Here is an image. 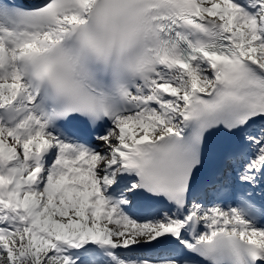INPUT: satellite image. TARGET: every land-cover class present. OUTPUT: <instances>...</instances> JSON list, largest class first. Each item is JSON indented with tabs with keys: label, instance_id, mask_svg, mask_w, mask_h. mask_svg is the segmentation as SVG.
Listing matches in <instances>:
<instances>
[{
	"label": "snow or ice",
	"instance_id": "obj_1",
	"mask_svg": "<svg viewBox=\"0 0 264 264\" xmlns=\"http://www.w3.org/2000/svg\"><path fill=\"white\" fill-rule=\"evenodd\" d=\"M0 264H264V0H0Z\"/></svg>",
	"mask_w": 264,
	"mask_h": 264
}]
</instances>
